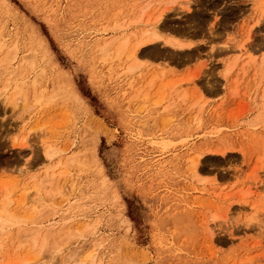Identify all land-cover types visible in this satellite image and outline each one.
I'll return each instance as SVG.
<instances>
[{"label": "rangeland", "instance_id": "1", "mask_svg": "<svg viewBox=\"0 0 264 264\" xmlns=\"http://www.w3.org/2000/svg\"><path fill=\"white\" fill-rule=\"evenodd\" d=\"M0 58V264H264V0H0Z\"/></svg>", "mask_w": 264, "mask_h": 264}, {"label": "bare ground", "instance_id": "2", "mask_svg": "<svg viewBox=\"0 0 264 264\" xmlns=\"http://www.w3.org/2000/svg\"><path fill=\"white\" fill-rule=\"evenodd\" d=\"M184 9H186L185 11H189V12H187V13H189V17L190 16H192L191 18H192V21H190V22H194L195 23V19H196V16H194V10L192 9V7H191V5L188 3L186 6H184ZM190 18V19H191ZM222 18V17H221ZM162 19H164V16H162L161 18H160V20H162ZM193 23H189V25L191 26ZM177 28V27H176ZM177 31H179V33H184V32H187L188 30H186V29H182V30H177ZM156 36H158V33H156V32H150V31H148V32H145V33H143L139 38H138V40H137V42L135 43V45H134V47H133V49L131 50V52H132V55L134 56L133 58H135V56H137V53H139V52H145V51H148V50H146V48H148V47H150V46H152V45H154L155 43H157V42H159L160 40H157V39H155V37ZM168 38H166L165 40H167ZM171 40H172V42L171 43H168V42H163L166 46H168V47H170V48H173V49H175L176 51H185V50H189V52L190 51H192L196 46H197V43H195V42H193V41H191V40H189V41H187V40H177V39H172L171 38ZM129 43V41L128 40H126L125 41V44H124V46H123V48H126L125 46H127V44ZM5 45V44H4ZM4 45H2L1 47H3ZM108 46H106V48H107ZM4 48V47H3ZM12 49V48H11ZM6 50H7V48H6ZM16 51V50H15ZM7 52V51H6ZM9 52H7V55H5L6 57H5V59L4 60H2L4 63H5V60L7 61V62H10L11 60H12V53H14V52H12V53H10L11 55L9 56V54H8ZM16 53V52H15ZM120 53H121V51H120ZM119 53V54H120ZM6 54V53H5ZM189 55H191V53L189 54ZM10 57V58H9ZM190 57V56H189ZM7 58H9V59H7ZM1 59V58H0ZM0 63L1 65L2 64H4V63ZM235 63V62H234ZM6 64V63H5ZM7 65V64H6ZM4 66V65H3ZM9 66V65H8ZM8 66H6V68H5V70L7 69V67ZM10 67V66H9ZM1 68H2V66H1ZM4 70V71H5ZM2 71H3V69H2ZM11 74V73H10ZM23 74V73H22ZM21 74V75H22ZM19 75V74H18ZM12 76V75H11ZM10 76V77H11ZM10 77H8L9 79H10ZM8 79V80H9ZM7 80V79H6ZM11 81L13 80V79H10ZM9 80V81H10ZM19 80V79H18ZM18 80H16L17 82H20V81H18ZM36 80V79H35ZM8 81V82H9ZM14 81V80H13ZM16 82V83H17ZM11 82H9L7 85H9ZM20 84V83H19ZM21 85V84H20ZM19 85V86H20ZM18 86V85H17ZM16 86V87H17ZM18 86V87H19ZM22 86V85H21ZM21 86L17 89L15 86V91H16V89L18 90L17 92H16V94L15 95H17V97L21 94V91L23 90V88H21ZM6 89H7V87H6ZM13 89V88H12ZM1 90V89H0ZM4 90H5V88H4ZM4 90H2L3 92H4ZM12 93V92H11ZM15 95H14V97H15ZM6 96V95H5ZM24 97H26V95H23ZM22 97V96H21ZM23 97V98H24ZM22 99V98H21ZM17 98L15 97V99H13L12 98V100H10L11 102H14V103H11V104H16V106H17ZM26 104V102L24 101V105ZM227 149V148H226ZM225 149V150H226ZM209 150V149H208ZM222 150V151H221ZM221 150H215L214 149V151L215 152H217V154H219V155H221V156H224L225 157V155L227 154L228 155V153H233V151H229V152H225V151H223L224 149H221ZM227 150H229V148L227 149ZM63 151V150H62ZM218 151H221L220 153H218ZM207 152H209V151H207ZM210 152H211V150H210ZM48 154L46 155L47 156V158H52V156H53V154L54 153H52V151H48L47 152ZM204 152H202V154H203ZM201 154V153H200ZM214 154V153H213ZM216 154V155H217ZM55 155V154H54ZM205 155V154H204ZM203 155V156H204ZM212 155V154H211ZM74 156V155H73ZM202 157V156H201ZM200 157V158H201ZM50 161V160H49ZM57 163V162H56ZM194 163H196V161L194 162ZM64 165V164H63ZM194 165V164H193ZM66 166V165H65ZM195 166H196V164H195ZM55 169V168H54ZM65 171V170H64ZM52 172V171H51ZM62 172V171H61ZM51 175V174H50ZM62 175V174H61ZM53 187V186H52ZM11 201H12V199H10ZM10 200H8V201H10ZM8 204V206H9V204L10 203H7ZM5 208V207H4ZM1 209V208H0ZM46 209V208H45ZM2 210V209H1ZM1 210H0V212H1ZM8 210V209H7ZM6 209L5 210H2V213H0V232H2L3 230H4V228L7 226H9V228H11L10 227V225L12 226L13 224H16L17 223V228L19 229V231H20V228L22 229V227L23 226H19V224L20 223H23V222H26L27 223V221H28V217H27V219L26 218H22V217H19L18 215H19V213L17 214H14L15 213V210H14V213L12 212L13 210H11V212L9 213V211H7ZM42 211V210H41ZM41 211H39L40 213H41ZM28 216H30V215H28ZM33 218V217H32ZM34 220V219H33ZM32 221V220H31ZM67 222V221H66ZM74 222V221H73ZM25 224V223H24ZM66 225V224H65ZM64 225V226H65ZM13 226H15V225H13ZM35 226V225H34ZM52 226V225H51ZM51 226H49V228H47V227H40V226H37V227H33L34 229H30V232H28L27 231V229H26V232L28 233V234H30L31 235V233H32V235H33V233H34V231L36 232V234L39 232V234H40V231L41 232H44V234L43 235H49V233L51 234V232H53V231H55V230H57L58 229V226H54V227H51ZM72 228V227H71ZM1 229H3L2 231H1ZM38 230V231H36V230ZM47 229V230H46ZM61 229H63V228H61ZM60 229V230H61ZM5 231V230H4ZM3 231V232H4ZM6 231H7V229H6ZM9 231H10V229H9ZM18 231V232H19ZM32 231V232H31ZM2 232V233H3ZM8 232V231H7ZM56 232H58V234H59V231H56ZM4 233H6V232H4ZM10 233V232H9ZM8 233V234H9ZM54 233V232H53ZM21 234V233H20ZM57 234V235H58ZM10 235V234H9ZM12 235V234H11ZM10 235V236H11ZM60 235V234H59ZM5 236H7V234L5 235ZM20 236V235H19ZM35 236V235H34ZM47 236H45V238H44V241L46 240V237ZM24 237H25V234H24ZM37 237H38V235L37 236H35V238H34V240H35V242H37L38 240H37ZM40 237V236H39ZM12 238V237H11ZM49 238L50 237H48V240H49ZM43 240V239H42ZM41 240V241H42ZM60 241V240H59ZM62 241V240H61ZM20 242H21V240H20ZM24 243H25V240L23 241ZM46 242V241H45ZM44 242V243H45ZM40 243H43V242H40ZM51 243V242H50ZM56 243V242H55ZM58 243H60V242H58ZM20 244H22V243H20ZM19 244V245H20ZM52 244V243H51ZM3 245V244H2ZM24 245V244H23ZM35 245H36V243H35ZM46 244H43V245H41V247L43 246H45ZM65 245V244H64ZM39 246V245H38ZM97 246H99V241L96 239V240H94L93 241V244H92V246L91 247H93V248H96ZM46 247V250H47V248L49 247H47V245L45 246ZM56 247V245L54 246V248ZM57 249V248H56ZM59 249V248H58ZM79 249V248H78ZM2 250V249H1ZM4 250V249H3ZM61 250V249H60ZM77 251V250H76ZM76 251H74V252H72V254H70L69 256H63V260L64 261H69L70 260V258H72L73 257V255L74 254H76ZM94 251H95V249L94 250H90V253H91V255H89V256H95V254H94ZM48 253V252H47ZM49 254V253H48ZM59 254V253H58ZM88 256V257H89ZM88 257H86V258H88ZM50 258V257H49ZM89 258H92V257H89ZM94 258V257H93ZM47 259V258H46ZM48 260V259H47ZM74 260V259H73ZM84 261H85V259H83ZM83 260H81V262L83 261ZM90 260V259H89ZM83 261V262H84ZM93 260H91L90 262H92ZM0 262H1V260H0ZM12 262V261H11ZM11 262H7V263H4V264H13V263H11ZM96 263V262H95ZM17 264V263H16ZM62 264V263H61ZM72 264H74V263H72ZM90 264V263H89ZM93 264H94V261H93Z\"/></svg>", "mask_w": 264, "mask_h": 264}, {"label": "snow or ice", "instance_id": "3", "mask_svg": "<svg viewBox=\"0 0 264 264\" xmlns=\"http://www.w3.org/2000/svg\"><path fill=\"white\" fill-rule=\"evenodd\" d=\"M155 39L160 40L161 42H168V43L172 42L171 38H168L167 40H165L164 36H159V35L156 36ZM228 39L231 41L234 38L229 36ZM67 55L69 58V62L66 63L63 68L58 69V71H59L60 75L63 77V79L65 80V82L70 86L72 77L80 69L75 62V57H74L73 53L68 52ZM73 98L76 100V102L78 104L82 103L80 98L78 96H76L75 94H73ZM24 147H29V145L25 144ZM47 154L48 153L46 152L45 155H47ZM29 158H31V157H29ZM45 251H46V247H42L41 252H45ZM59 251L60 250L57 248V249L51 250L50 254L55 255V254L59 253ZM89 255H91V253ZM38 264H61V262L60 261L54 262L52 259H49L47 261L40 260V261H38ZM62 264H72V262L71 261H63ZM76 264H81V262L77 261Z\"/></svg>", "mask_w": 264, "mask_h": 264}, {"label": "crops", "instance_id": "4", "mask_svg": "<svg viewBox=\"0 0 264 264\" xmlns=\"http://www.w3.org/2000/svg\"><path fill=\"white\" fill-rule=\"evenodd\" d=\"M189 40H194V39H192V38H189Z\"/></svg>", "mask_w": 264, "mask_h": 264}]
</instances>
